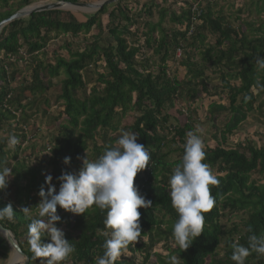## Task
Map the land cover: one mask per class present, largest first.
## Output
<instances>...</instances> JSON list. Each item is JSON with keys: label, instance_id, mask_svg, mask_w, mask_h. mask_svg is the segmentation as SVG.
Instances as JSON below:
<instances>
[{"label": "trees", "instance_id": "obj_1", "mask_svg": "<svg viewBox=\"0 0 264 264\" xmlns=\"http://www.w3.org/2000/svg\"><path fill=\"white\" fill-rule=\"evenodd\" d=\"M47 1L76 4L99 0ZM124 1L117 0L110 12V5L104 6L83 19L70 11L52 10L1 28L0 132L7 129L0 137V167L11 168L14 175L10 178L11 188L0 192V209L11 202L17 215L14 222L3 220L0 225L11 232L28 257V264H45L29 249L30 220L20 211L21 207H34L40 202L42 186L47 190L42 184L44 169L53 177L58 191L61 174L72 172V166L78 168L77 172L82 166L78 157L87 154L95 159L115 144L121 131H131L151 155L150 165L137 174L134 183L152 207L138 209L143 239L130 246L127 257H121L122 264H168L172 254L180 256V264H235L231 245L247 246L249 235H264V177L260 176L264 173V137L261 132L256 134L259 146L250 139L227 144L249 118L264 127V89L256 87L258 81L264 84V72L255 67L256 58L264 57V21L251 18L243 31L242 24H236L239 15L234 20L225 16L221 8H215L217 0H208L204 5L202 0H184L178 14L170 11L169 23L174 27L167 33L161 27L169 9L161 5L167 0H145L142 4L135 0V5L123 7ZM197 1L201 14L193 23L191 7ZM30 4L31 0H0V22ZM153 8L159 21L146 24L147 31L140 38L135 26L142 16H151ZM263 11L264 0H257L256 14ZM103 16H107L106 23ZM92 31L97 34L89 37ZM154 32L159 33L158 37ZM244 32L251 33L250 37ZM207 35L213 37L212 45L206 43ZM57 40L62 41L58 51L66 52L67 57L49 49L58 44ZM176 49L182 51V79H176L171 73L176 69L167 65ZM23 68L30 72L29 78L14 87V74ZM61 74L64 79L56 99L62 103L61 109L51 116L46 92L50 81ZM29 95L33 102L26 100ZM245 96L251 99L246 101ZM194 100L206 102L203 123L196 116ZM177 101L188 103L184 106L186 115L176 111L183 116V123L166 114L167 109H175ZM32 107L35 109L28 112ZM200 107L204 109L202 104ZM36 115L38 123L49 127L50 132L40 137L39 145ZM125 118L131 123L120 128ZM200 127L212 132L210 141L215 145L211 148L206 144L205 162L220 183L211 189L216 206L205 214L204 232L183 251L174 247L172 228L178 215L172 207L168 181L182 159L186 134ZM10 135L21 143L10 146ZM175 155L177 158H172ZM65 157L71 158L69 165L64 164ZM254 173L259 174L257 178L252 177ZM57 214L61 217L57 227L76 247L66 264H95L107 239L106 212L93 206L74 215L58 207ZM10 256L0 235V264H6ZM246 264H264V255L253 253Z\"/></svg>", "mask_w": 264, "mask_h": 264}, {"label": "clouds", "instance_id": "obj_2", "mask_svg": "<svg viewBox=\"0 0 264 264\" xmlns=\"http://www.w3.org/2000/svg\"><path fill=\"white\" fill-rule=\"evenodd\" d=\"M195 5L191 7L192 14ZM255 67L257 71L264 72V57L256 58ZM256 87L264 89V84L258 81ZM250 99L245 96L246 101ZM137 139L134 132L121 131L115 144L106 147L97 158L89 159L87 154L78 157L82 166L77 172L61 174L58 191L53 177L46 176L47 190L41 187L38 193L40 202L34 207L20 209L30 220L27 242L34 258L43 259L45 264H66L76 252V247L57 227L61 223L57 208L81 215L95 206L106 212L104 225L107 229L102 255L96 257L95 264H122L121 257H127L130 246L143 239L138 209L152 207V202L140 193L134 183L137 174L145 170L151 160L148 147L138 143ZM7 142L10 146L21 143L15 135H10ZM206 159V144L200 130L189 131L182 159L172 170L168 181L172 207L178 215L172 228L174 247L183 251L204 232L205 214L216 206V197L211 189L219 185L220 179L205 162ZM70 161V157H65L64 164L69 165ZM13 175L11 168L0 167V192L8 188ZM16 215L11 202L0 209V221L14 222ZM231 247V260L235 264H246L253 253L264 255V235L253 233L248 236L247 246L233 243ZM180 261L176 254L168 258V264H180Z\"/></svg>", "mask_w": 264, "mask_h": 264}, {"label": "rangeland", "instance_id": "obj_3", "mask_svg": "<svg viewBox=\"0 0 264 264\" xmlns=\"http://www.w3.org/2000/svg\"><path fill=\"white\" fill-rule=\"evenodd\" d=\"M134 1L135 0H125L124 4H122V6L124 7L125 4H127L128 6H130L132 4L135 5ZM203 1H205L203 3V5L206 3V1L208 2V0H202V2ZM174 2H175V0H167L166 4L161 5V7L169 8L168 11H167L166 16L164 17L163 21L161 22V27H163V29L167 33L170 32L169 30H172L171 27H174L173 24L169 23L170 11L173 10V11H175L178 14L179 11H180L181 4L184 2V0H177L175 4H172ZM48 3H51V2H48L47 0H31L30 6L33 7V6H38V5H45V4H48ZM140 3L142 4V3H146V2H145V0H140ZM155 3L159 4L160 2L156 1ZM197 3H199V1H197L195 4H197ZM256 3H257V0H253V2H251L250 0H217L215 8H217V9L221 8L223 10L225 16H229L231 20H234V18H236L237 15H239L241 21L237 20L236 24L237 25L242 24L243 31H246L245 24L248 23L249 21H251L250 20L251 18H252V21L255 20L256 22L264 21V11L260 15H257L256 12H255ZM197 7L199 8V6H197ZM113 8H114V6L111 4L109 6L108 12L112 11ZM238 11H240V12H238ZM249 12H251V14H249ZM71 13H73L79 19H83V16L88 14L87 12H79V11L71 12ZM137 20H138V18H137ZM157 21H159V15H158V12L156 11V9L153 8L151 16H148V15L145 16L144 15V16H142L141 20L139 18L138 24L135 26L136 28L139 29L138 36L140 38H142L141 36L143 35V33H146V31H147L146 24L155 25L157 23ZM106 22H107V16H103V23H106ZM255 26H258V23H256ZM132 30H134V29H132ZM244 33L246 35H249V37L251 35V33H248V32H244ZM96 34H97V31H92L88 36L89 37L90 36H95ZM104 35H106V34H104ZM153 35L158 37L159 33L158 32H154ZM206 38H207L206 43H209L210 45H212L214 43V40H213L212 36L207 35ZM57 42H58V44L57 43L53 44V46L52 47L50 46L49 49L57 51L58 55H60L61 57H64V58L67 57L66 56V52L58 51V49H57L58 48L57 45L60 46V43L62 41L57 40ZM20 52H22V50H20ZM196 56L197 55L195 54L194 55V60L195 61L199 60L198 56L197 57ZM181 58H182V56L178 57V58L174 56V58L173 57L170 58V60H169V62L167 64L169 69H171V70H175L176 69L175 71H171V73L176 75V77H175L176 79L177 78L178 79H182V77H184V76H182V74H183L182 68L179 65L180 64L179 61L181 60ZM25 59L26 58L23 57V61ZM98 71H102V67L100 69H98ZM29 73L30 72L28 70H26V68H23V70H19V72H15V74H14L15 80H14V83L12 85L14 87H16L17 85H19L20 83L25 81V79H28L29 75H30ZM63 79L64 78H63L62 74L59 77H56V78L52 79L50 81V90L48 92H46V97L50 101L49 108L51 107L50 108L51 116H56V114L61 109L60 108V104H62V103L61 102L57 103L56 99L58 98L59 91H60V84H61V81ZM213 84H217V83L214 82ZM224 97L225 96L223 95L222 98H224ZM32 99H33V97H31L29 95L26 100L29 101V103H30V102H33ZM183 102L184 101H177V103L175 104L176 105L175 109H167V111H166V114L169 115L171 118L176 119V117H178V120L182 121L181 123H183V118H182L183 116L182 117L178 116L176 114V111L179 109V110H181V112L183 111V113L185 115L187 114L186 113V108L184 106H185V103L186 104H188V103L187 102L183 103ZM193 103H194V109H195L196 116L199 117L198 120L203 123L205 121L204 120V116L206 115V110H205L206 102L204 101V102L201 103V100L200 101L199 100H194ZM223 103L224 102H222V104ZM201 104L204 106V109L200 107ZM39 108H41V106H39ZM196 108L198 109V111H196ZM34 109H35V107H32L31 109H28V112L29 111H33ZM30 114H35V113L31 112ZM36 116L37 117L35 118V121H36V124L39 125V129H40L39 133H37L38 136H37L36 143L39 145V144H41L40 137L41 136H46L50 132L48 130L49 127H46L45 125L39 124L40 123L39 119H38L39 117H38V115H36ZM261 121H263V120H261ZM130 123H131V119L130 118H125V119H123L120 122L119 125H120V128H121L123 126L129 125ZM170 123L171 124L173 123L172 119H171ZM170 123L168 125H170ZM50 128H53V127L50 126ZM6 129L7 128H4L3 131L0 132V137H3V136L6 135V132H4V130L6 131ZM198 130H200V134H202V136H203V138L205 140V144H208L212 148L215 145L213 142L210 141L211 139H210L209 133H212V132L211 131L209 132L207 130V128H205V127H203V128L200 127V128H198ZM259 132H261V134L264 137V127L261 126L260 124L256 123L255 121L250 120V118H249V120H247L244 123H242V126L237 131H235V133L232 135V137H230V139H229L227 144L229 146V145H232V144H234L236 142H239V141L242 142L245 139H248V140L250 139L252 141H255L257 143V146H259V145H261L260 144L261 142H259L257 137H256V134H260ZM8 155H9V153H8ZM172 158L176 159L177 156L175 155ZM62 165H63V163H62ZM70 169H71L72 172H75L78 168L76 166H72ZM48 174L49 173L46 171V168H45L44 172H43V175L47 176ZM258 175L259 174L254 173L252 175V177H256L257 178ZM260 176L264 177V173L262 175H260ZM261 181L264 182L263 179ZM22 183H23V181H22ZM42 184L45 187L47 186L45 181H43ZM9 187L11 188L10 185L8 186V188ZM232 221L233 222H238L237 219H232ZM138 260H140V259H138ZM6 264H8V261H7Z\"/></svg>", "mask_w": 264, "mask_h": 264}, {"label": "water", "instance_id": "obj_4", "mask_svg": "<svg viewBox=\"0 0 264 264\" xmlns=\"http://www.w3.org/2000/svg\"><path fill=\"white\" fill-rule=\"evenodd\" d=\"M117 0H99L97 2L92 3H65V2H56V3H48L45 5H38V6H27L9 18L5 19L4 21L0 22V30L3 26L9 24L12 21L19 20L21 18L28 17L34 13H40L44 11H52V10H63L69 11L65 7L69 6L71 9L75 8L76 11L79 12H95L103 8L104 6H109L111 4L116 3ZM74 11V10H71ZM0 235L4 238L7 243L8 249L11 251V257L8 261V264H28V257L21 251L19 248L15 238L11 234V232L7 231L0 225Z\"/></svg>", "mask_w": 264, "mask_h": 264}, {"label": "built area", "instance_id": "obj_5", "mask_svg": "<svg viewBox=\"0 0 264 264\" xmlns=\"http://www.w3.org/2000/svg\"><path fill=\"white\" fill-rule=\"evenodd\" d=\"M193 16L191 17V22L196 23L198 18L200 17L201 11L198 9V7L195 5L193 7ZM175 57H181V50L177 49L175 52Z\"/></svg>", "mask_w": 264, "mask_h": 264}, {"label": "bare ground", "instance_id": "obj_6", "mask_svg": "<svg viewBox=\"0 0 264 264\" xmlns=\"http://www.w3.org/2000/svg\"><path fill=\"white\" fill-rule=\"evenodd\" d=\"M65 8H66L67 10H69V11L74 10V11H71V12H76L75 8H72V9H71L69 6H66ZM87 13H88V12H87Z\"/></svg>", "mask_w": 264, "mask_h": 264}]
</instances>
